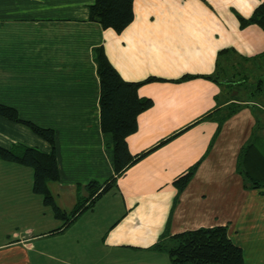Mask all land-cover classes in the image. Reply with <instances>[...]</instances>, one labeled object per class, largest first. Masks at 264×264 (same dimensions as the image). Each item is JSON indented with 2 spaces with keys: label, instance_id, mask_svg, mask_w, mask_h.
Returning a JSON list of instances; mask_svg holds the SVG:
<instances>
[{
  "label": "crops",
  "instance_id": "0c3cea01",
  "mask_svg": "<svg viewBox=\"0 0 264 264\" xmlns=\"http://www.w3.org/2000/svg\"><path fill=\"white\" fill-rule=\"evenodd\" d=\"M94 2L0 0V103L55 130L60 178L49 186L71 211L87 194L81 187L114 174L112 136L100 123L95 50L103 47L125 81L156 78L139 87L152 105L126 138L133 156L144 155L58 233L61 221L33 191V170L0 159V217L24 220L6 237L0 220V264H172L154 248L161 237L171 244L216 225L228 226L246 263L250 238L264 242V187H249L239 171L243 147L264 152V28L241 27L239 16L264 0H134L121 33L91 19ZM217 60L221 83L203 77ZM17 143L52 150L0 115V146ZM193 166L180 191L175 180Z\"/></svg>",
  "mask_w": 264,
  "mask_h": 264
},
{
  "label": "trees",
  "instance_id": "16d2710c",
  "mask_svg": "<svg viewBox=\"0 0 264 264\" xmlns=\"http://www.w3.org/2000/svg\"><path fill=\"white\" fill-rule=\"evenodd\" d=\"M134 0H95L91 6V19L99 22L104 29L111 28L117 33L133 21ZM240 26L256 24L264 28V2H262L249 18L239 16ZM96 64L100 81L99 110L101 129L112 136L114 174L105 182L92 180L81 190L86 196L78 193L77 202L71 211L61 208L53 195L50 184L60 178L58 160L55 148V130L41 127L35 123L23 120L18 111L0 103V115L18 123L27 125L36 135L47 141L52 150L45 153L36 147L24 144H14L10 148L0 146V159L16 163L33 170V191L42 196L43 204L51 207L54 217L61 221V226L51 233H58L68 228L85 211L94 206L96 201L116 186L118 176L140 159L143 155L133 156L126 142L128 135L137 129V116L151 107L152 101L140 97L138 89L142 84L156 78H148L141 82L125 81L110 63L103 47L96 48ZM224 50L218 53V58ZM220 59V58H219ZM220 60H217V70L214 74L203 76L214 82L221 83L219 75ZM197 76H184L182 79ZM260 86L257 87L259 89ZM264 152L255 142L243 147L240 154L239 171L249 182V187H264ZM195 166L181 175L175 184L183 190L193 177ZM80 194V195H79ZM161 240L154 247L166 251L172 264H246L243 249L235 244L228 234L227 225L201 227L187 230L171 237V244Z\"/></svg>",
  "mask_w": 264,
  "mask_h": 264
},
{
  "label": "rangeland",
  "instance_id": "374dc122",
  "mask_svg": "<svg viewBox=\"0 0 264 264\" xmlns=\"http://www.w3.org/2000/svg\"><path fill=\"white\" fill-rule=\"evenodd\" d=\"M51 211V210H50ZM51 215V214H50ZM3 218H7V217H4V216H1L0 217V220L4 221ZM50 219L52 221H54V218L52 216H50ZM5 220L4 222L6 223V228L4 229V233L2 235H7V233L9 234H12V227L13 226H17V225H22L24 223V220L23 219H11L9 221ZM60 224V223H59ZM23 231V226H22V229H20ZM229 234V232H228ZM1 235V236H2ZM0 236V237H1ZM230 238V236H229ZM251 240L245 244V249H244V252H245V255H246V264H264V252H261V250L259 249V244H263L264 245V242H261L258 244V242H256V239L253 237L250 238Z\"/></svg>",
  "mask_w": 264,
  "mask_h": 264
}]
</instances>
